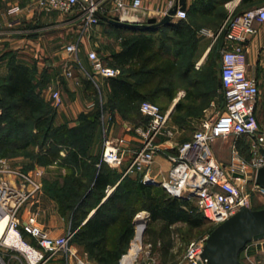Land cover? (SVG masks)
Masks as SVG:
<instances>
[{
    "label": "crops",
    "instance_id": "crops-1",
    "mask_svg": "<svg viewBox=\"0 0 264 264\" xmlns=\"http://www.w3.org/2000/svg\"><path fill=\"white\" fill-rule=\"evenodd\" d=\"M181 1L141 0L140 10L134 16L128 17V20L123 21L126 23L125 25H116L103 19L101 24L110 27L111 32L102 33L94 30L87 34L78 21L52 11H46L38 6L36 0H0V55L3 52L12 51L16 62L31 69L36 84L41 87L39 89L40 96L45 101H51V91L56 90L60 93L62 104L57 111L56 118L60 123L69 122V128L79 123L77 118L80 113H83V110L87 111L85 107L90 108L89 106L92 104L84 94L86 86L82 74V69H85L87 64L91 70L93 69L87 56L88 51L92 49L98 51L102 58L106 59L107 65L115 67L118 64L114 55L121 53V63L118 67L121 69L120 79L124 82L125 87L128 85L126 88L129 97H122L123 102L126 103L123 105L128 108V112L125 113V109L122 111L110 106L107 100H111V96L105 95L104 105L107 102L105 113L113 117L114 120L108 123L104 133L96 132L94 138L98 140V147L102 152L105 138L124 137L126 152L120 166H111L104 162V165L92 164L94 176L91 180L90 195L88 198L85 192L78 195L80 197L79 204L83 199L86 202L77 209V214L81 216L84 211L86 214L79 218L76 226L74 222L73 232L97 213L100 218L111 219L113 210L110 209L112 205L107 204L109 196L124 178L127 177L128 181L129 178H135V181L141 179L139 173L123 176V170L140 144L136 129L146 124V122L138 124L126 119L140 114L147 121L139 110L142 100L158 102L161 109L168 113V116L181 102L198 103L196 109L193 108L194 113L189 115L192 116L189 118L197 120L196 126L204 116L205 110L215 112L222 108L223 90L220 83V60L214 67V75H210L208 80L205 67V60L210 50V44L207 46V43L212 38L213 28L216 26L198 27L194 25L192 21L194 14L197 15L196 17H203L206 12L214 14V11L220 7L223 10L221 21L225 14L257 6L264 0H216L218 2H216L215 8L205 6L203 1L209 0H184L187 16L194 15L192 18L181 20L174 14L169 22L156 24L168 14L169 10L175 6L181 7ZM14 5L19 6L21 10L18 13H8L9 7ZM107 18L113 17L108 14ZM151 18L155 19V22L149 23ZM256 27L258 32L251 36L247 43V74L254 76L257 81L259 94L255 112L260 128L264 131V23H256ZM114 29L118 31L113 34L112 30ZM178 29L187 31L189 35H196V43L194 42L192 45V47H197L195 54H192V49L191 55H183L184 50L179 46L181 42L184 43V36L179 37L174 33ZM69 30L72 34L67 40L66 35ZM141 36L151 38L152 43L148 48L141 47ZM201 36H203L202 39ZM70 43H78L77 53L67 51L66 47ZM179 61L185 64L179 66ZM200 80H207L208 84L214 86L213 89L205 91L196 88L202 84ZM105 85L107 94H111L108 79H106ZM184 86L189 91H184ZM219 92L221 98L216 101ZM134 94L140 95L141 98ZM174 140L173 137L163 144L164 147H167L166 153H173ZM169 168L170 161L166 155H158L154 158L149 174L154 180H161L167 175ZM99 172L104 173V178L108 179L105 188L100 191L93 188L94 178ZM92 197L94 199L90 204L89 200L91 199L89 198ZM40 198L42 201L49 199L45 194H42ZM31 211L29 205L22 211L20 216L23 222L26 220V216L31 214ZM42 211V218H39V212L36 213L37 223L46 229L49 235L60 236L68 232L70 223L62 214L49 207L48 212L44 215L43 213L47 211L44 206ZM136 213L137 211L132 219ZM120 235L119 225L110 224L106 232L107 246L120 245ZM24 238L29 242H34V239L28 234H25ZM76 247L82 254L87 255L82 244L76 243ZM167 249L170 251V246ZM261 250L264 253L263 248ZM57 259L56 264H61L62 256H58Z\"/></svg>",
    "mask_w": 264,
    "mask_h": 264
},
{
    "label": "built area",
    "instance_id": "built-area-1",
    "mask_svg": "<svg viewBox=\"0 0 264 264\" xmlns=\"http://www.w3.org/2000/svg\"><path fill=\"white\" fill-rule=\"evenodd\" d=\"M103 1L105 0H36L38 6L46 11L80 23L83 21L86 29L98 26L108 16L102 13ZM111 1L110 15L120 21L128 20V17L134 16L141 8V0ZM19 10L21 8L14 5L9 7L8 13H18ZM175 16L181 20L186 19V9L178 7ZM256 23H264V3L233 15L215 33L214 41L219 39L222 31L225 32L220 49L222 108L215 112L205 110L190 137L173 144V153H166L167 147L163 146L177 132L169 124L168 113L149 100L140 102L139 110L147 118V122L137 127L140 144L123 170V176L139 173L143 183H159L171 196L194 201L202 216L215 226L233 216L242 207L250 208L251 194L246 191V183L251 174L249 167H252L253 180L256 170L264 167V155L259 152V148L264 147V131L260 128L255 112L259 88L256 78L247 74V43L258 32ZM78 47V43H70L66 49L70 53H77ZM87 56L94 72L102 77L108 79L121 75L119 67L104 64L95 50H89ZM51 101L57 106L62 104L58 91H51ZM230 135H244L254 139L258 147L255 145L256 148H253L250 161L240 155L235 145L226 163L215 158L214 142ZM125 143L124 137L105 138L101 152L102 162L120 166L126 152ZM157 152H162L170 161L167 175L159 182L149 174ZM41 172L38 169L29 173L10 169L6 161L0 160V176H7V180L0 178V217L7 218L0 240L2 238L4 244L15 247L5 241L10 232H15L25 246L21 250L27 264H44L58 254H65L64 264H71L70 242L73 231L51 236L37 224L36 215L31 214L24 222L20 221L18 215L22 204L29 202L40 189L41 180L38 176ZM253 187L264 195V189L255 180ZM20 224L35 243L27 242L23 238L18 230ZM206 238L207 236L191 241L183 258L172 264L204 262L201 254ZM257 241L259 240L248 242L240 251L239 259L244 264H264V257L257 259L249 252L250 245ZM74 257L76 264H96L85 262L76 255Z\"/></svg>",
    "mask_w": 264,
    "mask_h": 264
},
{
    "label": "rangeland",
    "instance_id": "rangeland-1",
    "mask_svg": "<svg viewBox=\"0 0 264 264\" xmlns=\"http://www.w3.org/2000/svg\"><path fill=\"white\" fill-rule=\"evenodd\" d=\"M111 2V0H105L101 3L103 14H111L109 11L112 8ZM262 3H264V1H262L260 4ZM222 11L223 10L219 7L216 9V11H214V14L206 12L203 17H196V14H194L195 16L191 14L189 15L190 18L194 16L192 21L194 25H197L198 27H205L209 25L216 26L213 28L214 31L212 38H210L207 43V46L210 44V50L205 60L207 80L210 78V75H214V67L221 57V52L217 48L218 40L214 41V35L224 25L226 20L240 12L238 11L225 14L223 19L220 21V18H222ZM189 17L187 16L188 19H190ZM78 23L82 25L83 31H86L87 34L89 32L92 33L94 30L101 31L102 33L105 31L111 32V30H109L110 27L101 23L98 26H93L88 29L85 28L83 21H81V23L78 21ZM112 31L114 34L118 30L114 29ZM71 34L72 32L69 30L66 35L67 40L70 39ZM183 36L184 43L181 42L179 46V48L184 50L183 55H191L192 49V54H195L197 52V47H192V45L194 42L196 43V35L187 34ZM202 38L203 36H201V39ZM96 52L98 56L102 58V55H100L98 51ZM198 53H200V51H198ZM102 60L104 64H107L105 58H102ZM14 61H16V59L12 51L3 52L0 55V83L2 78L7 75L9 66ZM183 64L185 63L180 62L179 66ZM82 74L86 86L84 94L86 95V98L89 99L90 104H92L89 106L90 108H88V106L85 107L87 111L83 110V113H80L79 117L77 118L79 123L76 126H72L71 129H69V122L60 123L59 120H57L56 115L60 106L55 105L52 101H45V111L41 118L35 116L34 119H25L20 113L21 105H18L13 101H8L6 98L2 97L0 92V160L3 159L6 161L10 169L18 170L24 173H29L35 171L36 169L42 171L38 176V178L41 180L40 189L38 190L37 194H35V196L30 199L29 202L22 204L18 211L20 221H22L20 214L27 205H29L32 210L31 214L37 216L38 212L40 213L38 214L39 218H42L43 216L42 207L44 206L47 209V211L43 213L44 215L48 212L50 207L56 212L62 214L67 222L69 221L70 227L67 231L69 232L73 230L75 215L77 214V207L79 205L80 199V197L76 195V193L79 191V188L77 187L78 180L81 179L80 181L83 182L84 180L85 182L88 180L89 187L84 188L83 192L90 190L91 180L94 176L92 164L96 163L99 165H104L101 160V151L98 147L99 143L98 140L94 138V134L96 132L104 133L108 123L114 120L113 117L108 116L105 113L107 102L113 108H118L120 110L125 109L124 112H128V108L124 107L120 100L109 99L104 105L105 95L111 96L110 93L107 94L105 88L106 78L102 77L99 73L94 72L93 69L91 70L88 64L87 66L85 65V69H82ZM207 80H200L202 84H199V86L196 88L205 91L207 89H213L212 87L214 86L208 84ZM40 88L41 87L38 85L35 87L36 92L39 94ZM184 91H189L186 86H184ZM217 94L218 96L216 97V101H219L221 98V93L219 92ZM151 102H154L161 107L158 102ZM181 105L182 108L180 110L171 112L169 116V124L172 125L177 131L174 136L175 143L187 138L197 127V120L194 118H189L192 117L189 115L194 113L193 108L196 109V105H198V103L186 101L181 102ZM126 120L134 121L138 124L147 122L140 114L130 117V119ZM37 121L39 122L36 123ZM234 145L238 149L240 155L247 161H250L253 154V148H256L255 145L257 146L254 139L244 135L239 137L230 135L228 137L218 138L213 144L215 158L222 163L229 161ZM259 152L263 156L264 147H260ZM74 153H77L76 157L74 156ZM158 155H163V153L157 152L155 157ZM75 159H78V161H75ZM162 160L165 161V159ZM249 168L251 174H249L250 179L246 183V191L251 194L250 208H264V195H262L256 188L253 187L254 180L252 175V167ZM130 175H133V173ZM5 177L7 178V176ZM5 177L3 175L0 176L1 179H4ZM134 179L135 178H129V182L135 181ZM155 180L157 182L160 181L159 179ZM16 181L19 180L17 179ZM148 184L152 186L153 191L165 190L159 183ZM129 187H133L132 183L129 185ZM134 192L135 191H133L132 200L129 202L130 209L137 210V213L133 218L134 221L133 219L131 220L134 231L125 249L120 255V262H118V264L121 263V258L128 252L133 238L137 234L136 222H141V224L143 223L145 227L141 237L140 249L135 255L132 264L175 263L182 259L187 245L191 241H196L207 236L210 230L214 227L213 223L204 220L203 224L198 228L191 227L186 223H176L168 228V230H164L163 223L161 221L151 220L149 212L140 208V202H138L139 200L137 198V194ZM165 192L167 193L166 190ZM42 194H45L49 198L48 201L41 200L40 197ZM89 199H91L89 200L91 204L94 198L92 197ZM192 206L195 211L196 206L194 201H192ZM31 214L26 216V220ZM140 214L143 215L142 218L138 217ZM36 222H38L37 218ZM18 230L20 231L23 238L25 237V234H28L22 224H20ZM1 240L0 264H27L21 249L6 245ZM26 241L29 242L28 240ZM166 241H170L171 248L167 253L163 252L162 246L160 244L161 242L163 243ZM31 243H35V241ZM262 248L264 250V239L253 242L249 249L253 257L260 259L264 257V253L261 250ZM70 249L72 250L71 264H76V258L74 255L82 258L85 260V262L89 261L95 263L93 260L89 259L88 255L82 254L77 250L76 242H74L73 239H71L70 242ZM64 255L65 254H58L50 258L44 264H56L58 256H62L63 260H61L60 263L64 264Z\"/></svg>",
    "mask_w": 264,
    "mask_h": 264
},
{
    "label": "trees",
    "instance_id": "trees-1",
    "mask_svg": "<svg viewBox=\"0 0 264 264\" xmlns=\"http://www.w3.org/2000/svg\"><path fill=\"white\" fill-rule=\"evenodd\" d=\"M203 2L205 6L215 8L216 2L218 1L209 0ZM244 10L246 9H243L240 12ZM174 33L178 34L179 37L188 34L187 31L182 29L175 30ZM150 43H152L150 37L141 36L140 45L143 49L148 48ZM114 57L117 64L120 65L121 53L114 55ZM179 63L180 61L178 64ZM120 77L121 75L115 78H108V82L111 90V100H120L123 105L126 103L123 102L122 97H129L126 88L128 85L125 87L124 82L120 79ZM36 85L37 84L34 80L31 69L28 66L14 61L9 66L8 74L2 78L0 83V92L2 97L6 98L8 101H13L18 105H21L20 113L25 119H34L35 116L41 118L45 111V100L38 92H36ZM135 96L141 98L138 94ZM181 108L182 105L177 104L175 110H180ZM38 122L39 121L36 123ZM76 154L77 153H74L75 157ZM75 161H78V159H75ZM104 177V173H97L93 181L94 189L100 191L105 188V184H107L108 179ZM80 180L81 179L78 180L77 184V187L79 188L78 193H76L77 196L79 193H83L84 188L89 187L88 180L86 182L85 180L84 182ZM131 183L133 185L132 188L129 187ZM133 191L137 194V198L139 200L138 202H140V208L149 212L151 220L161 221L163 223L164 230H168V228L176 223H186L191 227L198 228L203 224V221L206 220L196 207L194 211L192 201L171 196L168 192L166 193L165 190L153 191L151 185L145 184L141 180L129 182L126 177L107 199V204L112 205V207H110V209L113 210L112 218L105 220L102 217H98L97 213L90 217L73 234L72 239L74 242L82 244L89 259L93 260L96 264H118L120 255L125 249L134 231L131 220L137 210L130 209L129 203L132 200ZM85 193H87L88 198L90 190H86ZM85 202L86 200L83 199L77 209H79L80 206H83ZM85 214L86 212L84 211L81 216L78 214L75 215V226L78 224L79 218L85 216ZM113 223L114 225H119L121 229L120 245L109 247L106 244V232L110 224ZM211 231L212 229L210 232ZM160 244L163 252L167 253L170 241L161 242Z\"/></svg>",
    "mask_w": 264,
    "mask_h": 264
},
{
    "label": "water",
    "instance_id": "water-1",
    "mask_svg": "<svg viewBox=\"0 0 264 264\" xmlns=\"http://www.w3.org/2000/svg\"><path fill=\"white\" fill-rule=\"evenodd\" d=\"M180 8H185L184 0L181 1ZM176 10L177 6L169 10L168 14L156 24L169 22ZM104 19L116 25L126 24L117 17H105ZM153 22L155 19H149V23ZM224 35L225 32L222 31L218 39L217 48L219 50L223 44ZM254 180L259 187L264 189V167L256 170ZM261 239H264V208L242 207L233 216L216 225L207 235L201 254L204 262L199 264H244L239 259L240 251L248 242Z\"/></svg>",
    "mask_w": 264,
    "mask_h": 264
},
{
    "label": "bare ground",
    "instance_id": "bare-ground-1",
    "mask_svg": "<svg viewBox=\"0 0 264 264\" xmlns=\"http://www.w3.org/2000/svg\"><path fill=\"white\" fill-rule=\"evenodd\" d=\"M138 217H143L142 214H140ZM7 222V218L6 217H0V236L2 235L3 231H4V227L5 224ZM136 226H137V234L135 235V237L133 238L132 244L128 250V252L121 258V263L120 264H132L135 255L137 254V252L140 249L141 246V237H142V232H143V228H144V224L141 222H136ZM5 241L9 244L14 245L15 247H19V249H25V246L23 245V243L21 242L20 238L16 235L15 232H10L6 238Z\"/></svg>",
    "mask_w": 264,
    "mask_h": 264
}]
</instances>
